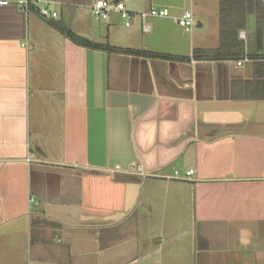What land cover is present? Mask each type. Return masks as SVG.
Listing matches in <instances>:
<instances>
[{"label":"crops","instance_id":"1","mask_svg":"<svg viewBox=\"0 0 264 264\" xmlns=\"http://www.w3.org/2000/svg\"><path fill=\"white\" fill-rule=\"evenodd\" d=\"M34 1L58 17L0 5V264H264V0L248 60L192 59L220 46L210 0H122L169 9L147 32L96 0Z\"/></svg>","mask_w":264,"mask_h":264},{"label":"trees","instance_id":"2","mask_svg":"<svg viewBox=\"0 0 264 264\" xmlns=\"http://www.w3.org/2000/svg\"><path fill=\"white\" fill-rule=\"evenodd\" d=\"M220 17V46L214 50L195 49L192 59H234L243 60L245 58H258L259 55H246L245 44L238 38L239 32L246 25L247 15L254 11L255 0H219ZM35 9L34 7L32 10ZM54 27L65 35L74 44L96 49L104 50L117 54H133L137 56L153 58L176 59V56L149 52L145 50H133L127 48L114 47L109 44H99L91 42L75 34L68 26L61 23H54ZM179 58V57H178ZM189 59V58H186Z\"/></svg>","mask_w":264,"mask_h":264},{"label":"built area","instance_id":"3","mask_svg":"<svg viewBox=\"0 0 264 264\" xmlns=\"http://www.w3.org/2000/svg\"><path fill=\"white\" fill-rule=\"evenodd\" d=\"M14 4L23 9L26 13L32 11V8H36L34 0H0V5ZM49 1H44V5L41 8H36L38 15L43 19H55L58 17L57 11L51 9ZM118 14L124 21L125 26L130 27L133 25L134 20L139 18L142 20V27L145 32L149 31L150 26L147 23L148 18L169 17L170 11L167 8H159L152 6L147 10L136 12L129 10L126 3L122 0H96L92 5V14L97 21L107 20L112 14ZM178 24L185 30L189 31L195 26L194 15L191 11H186L177 19ZM243 36V33L241 34ZM248 60V58H245ZM139 172H143L142 167L138 169ZM194 174V170L190 169L186 171V177ZM176 177L179 173L175 172Z\"/></svg>","mask_w":264,"mask_h":264},{"label":"rangeland","instance_id":"4","mask_svg":"<svg viewBox=\"0 0 264 264\" xmlns=\"http://www.w3.org/2000/svg\"><path fill=\"white\" fill-rule=\"evenodd\" d=\"M220 3L218 2V0H210L209 3V8L210 10H215L216 8H218V5ZM51 8V5H48ZM204 6H202V3L199 5V8L202 9ZM52 9V8H51ZM67 26V24H65ZM69 28H71L70 26H68Z\"/></svg>","mask_w":264,"mask_h":264}]
</instances>
